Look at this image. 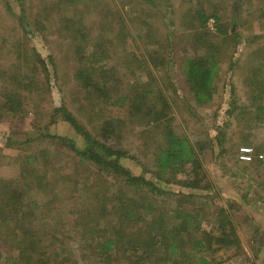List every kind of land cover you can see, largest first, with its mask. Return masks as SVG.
<instances>
[{
  "label": "rangeland",
  "instance_id": "rangeland-1",
  "mask_svg": "<svg viewBox=\"0 0 264 264\" xmlns=\"http://www.w3.org/2000/svg\"><path fill=\"white\" fill-rule=\"evenodd\" d=\"M199 12L206 20L213 17L215 28H209L206 21L202 24ZM211 46L216 47L219 61L215 87L208 101L197 103L185 77L184 60L205 54ZM88 54L97 61L94 77L105 80L110 102L147 89L153 90L147 93L151 104L161 107V101L150 96L159 93L166 98L165 115L158 121L150 119L148 107L125 118L118 141L136 158L125 155L120 162L165 189L158 206L169 210L181 204L203 206L204 219L214 224V208L222 205L235 224L240 247L222 246L205 253L211 264L253 262L244 250L248 247L253 255L261 244L260 229L250 214L262 212L259 206H264V162H243L237 150L242 144L264 150V112L257 117L256 108L264 106V0H80L77 4L71 0H0V204L9 198L5 191L10 184L23 190L27 183L36 190V178L24 179L27 170H45L43 180H48L53 196L46 209L58 212L51 231L41 228L36 235L55 238L53 247L66 263L130 264L121 252L98 263L93 242L81 238L68 213L73 205L97 208L105 184L96 166L81 164L76 153L54 137L66 136L77 147L85 143L68 122L52 116L54 106L64 101L93 133L101 118L125 116L128 109V103L121 107L105 104L79 82L76 70ZM165 125L187 136L199 149L208 187L165 182L145 169L163 140ZM178 175L189 176L188 172ZM116 186L118 181L110 189ZM108 197L114 198L112 193ZM29 199L33 206L27 204V209L34 212L35 203ZM250 205L255 207L248 213ZM2 213L8 210L0 208V218ZM105 216L99 218L100 223L114 214ZM3 219L0 264H11L8 255L19 251L16 240L25 238L19 239L18 229L29 220L33 228L36 218L20 210L16 217Z\"/></svg>",
  "mask_w": 264,
  "mask_h": 264
},
{
  "label": "trees",
  "instance_id": "trees-1",
  "mask_svg": "<svg viewBox=\"0 0 264 264\" xmlns=\"http://www.w3.org/2000/svg\"><path fill=\"white\" fill-rule=\"evenodd\" d=\"M79 1L71 0L74 4ZM206 18V15L199 12L202 24L205 23ZM215 48V46H211L205 54L187 57L184 60L185 77L193 99L197 103L208 101L215 87V72L219 67ZM85 59L76 70L79 82L92 93H97V96L101 97L107 105L111 103L112 106L121 107L128 103L125 116L119 114L104 116L101 118L100 124H94V127H97L95 133L84 125L64 101L54 106L52 112V116H58L65 120L80 133L85 143L82 147H77L66 136L56 135L54 137L60 141L63 140L76 153L81 164L92 163L103 173L99 180L103 181L105 189H102L101 202L98 207L87 206L83 209L78 205H73L68 210V213L73 215V224L78 227L75 231L80 234L82 239L93 242L95 248L93 254L96 261L103 262L113 253L121 252L130 264H211V257L205 253V250L211 254L222 246L240 247L235 224L222 205L214 208V224H210L208 220L204 219L205 208L203 206L193 205L190 207L187 204H181L174 206L171 210L163 204L158 206L159 195H163L165 189L154 179L143 174L133 173L120 162L121 156L136 158L123 149L118 141L120 131L125 124V118L141 113L145 109L144 107H148L146 113L149 114L150 119L158 121L163 117L162 115H165L164 106L166 104L164 102H166V98L159 93L150 96L156 102L160 100L161 107L151 104L148 101L147 93L153 90L147 89L143 93L136 90L129 97L120 95L110 102L111 95L105 80H96L94 77L93 68L99 67L95 57L88 54ZM256 108L257 117H260L264 112V106L259 104ZM90 119L93 120L91 116ZM154 127L157 131V124ZM161 133L163 140L157 145L152 164L144 166L145 169L152 172L156 179L165 182L201 188L208 187L210 183L205 180L206 174L202 170L199 149L187 136L177 133L169 126L165 125ZM260 150L255 149V151ZM32 155L35 160L37 154ZM43 155L45 154L43 153ZM185 172H188L187 178L179 177L178 174ZM45 173V170L43 173L39 170H27L24 179L27 180L28 176L36 178L38 180L36 190L29 187L27 183L26 187L23 186V190L20 188L17 190L10 184L5 191L9 198L0 204L1 209L8 210L7 214L2 213L3 221L7 217H16L20 210L29 211L36 218L33 228H29V220L27 224L18 229L19 239L25 238L23 241L16 240L19 251L17 255H8L11 264H76L74 260L71 263H66L61 253L53 247L56 242L55 238L51 239L45 234L51 231L53 227L51 221L58 212L57 210L54 214L46 209V207L49 209L53 196L49 194L48 180H43L46 177ZM112 179H114L113 182ZM115 181H118L119 186H116L112 191L110 187L115 185ZM40 185L42 188H39ZM109 193H112L113 199L111 197H108L109 200L107 199ZM29 198H32L35 203L34 212L27 209V204L33 206V202ZM58 209H62V207H58ZM111 211L114 216L105 219L104 223H100L99 218H105V214ZM92 214L95 216H91ZM41 228L45 231L44 238H39L36 235ZM17 238L18 236L15 239Z\"/></svg>",
  "mask_w": 264,
  "mask_h": 264
},
{
  "label": "crops",
  "instance_id": "crops-1",
  "mask_svg": "<svg viewBox=\"0 0 264 264\" xmlns=\"http://www.w3.org/2000/svg\"><path fill=\"white\" fill-rule=\"evenodd\" d=\"M252 206L251 205L247 206L248 210L246 212L249 213L250 212L249 209H253ZM259 210H261L262 212H258L257 214L253 212L255 214H250V217L252 218V222L254 223L255 226H258V228L260 229L261 237H262L261 244L258 248H255L253 255L251 251L249 250V248L245 246V250H244L245 253L253 257V262H251L250 264H264V206L263 208L259 206Z\"/></svg>",
  "mask_w": 264,
  "mask_h": 264
},
{
  "label": "built area",
  "instance_id": "built-area-1",
  "mask_svg": "<svg viewBox=\"0 0 264 264\" xmlns=\"http://www.w3.org/2000/svg\"><path fill=\"white\" fill-rule=\"evenodd\" d=\"M206 25L209 28H215V19L213 17H209L206 20ZM237 157L243 162H249L253 160L264 162V150L255 151L253 146L242 144L238 147Z\"/></svg>",
  "mask_w": 264,
  "mask_h": 264
}]
</instances>
